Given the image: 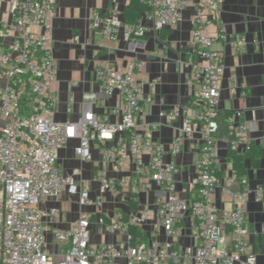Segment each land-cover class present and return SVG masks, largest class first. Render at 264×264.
Returning <instances> with one entry per match:
<instances>
[{"label": "built area", "instance_id": "built-area-1", "mask_svg": "<svg viewBox=\"0 0 264 264\" xmlns=\"http://www.w3.org/2000/svg\"><path fill=\"white\" fill-rule=\"evenodd\" d=\"M144 1L148 10L141 19L125 24L127 38L175 29L185 11L193 13L190 45L198 57L189 61L187 85L196 113L195 118L183 116L171 151L179 152L182 138L199 134L195 176L188 183L195 197L185 199L179 194L178 168L165 161L167 147L154 139L161 124L137 121L143 103L152 101L144 96L134 74L144 62L132 61L123 71L98 63L99 91L83 95L77 120L57 121L58 98L51 93L57 80L51 44L55 0H9L11 22L5 29L0 27V264H259L245 219L247 178H238L231 169L223 187L228 206L219 208L214 201L220 184L218 103L225 71L220 47L238 51L245 39L233 38L223 25L226 0ZM90 24L99 34L113 36L122 23L116 13L92 11ZM211 26L216 30L211 31ZM112 96L117 104L108 107L106 100ZM181 113L176 105L161 115L171 123ZM224 126L227 152L244 153L256 141L264 148V137L258 141L253 136L258 122L246 119L241 110L230 112ZM70 140L77 141L73 151L82 162L93 161L94 142L104 143L99 149L103 165L91 178L85 177L82 165L66 173L59 169V151ZM107 165L128 174L110 176ZM150 183L157 187L154 210L115 216L103 209L109 198L117 201L123 194L138 201ZM63 195L81 209L67 227L56 225L61 214L56 202ZM92 217L101 234L120 238L93 243ZM185 217L191 243L178 248L176 225ZM146 223L161 229L167 239L134 242L131 229Z\"/></svg>", "mask_w": 264, "mask_h": 264}, {"label": "crops", "instance_id": "crops-1", "mask_svg": "<svg viewBox=\"0 0 264 264\" xmlns=\"http://www.w3.org/2000/svg\"><path fill=\"white\" fill-rule=\"evenodd\" d=\"M127 3L128 0H117L115 4L110 0H55L51 17V44L57 66V80L51 91L58 98L55 119L60 122L74 121L81 116L83 95L99 91L95 78V67L98 63H108L123 71L128 63L143 61L144 66L135 69L134 74L142 83L144 96L150 97L152 101L143 103L137 121L161 124L154 132V139L167 147L165 161L174 163L178 168L175 178L179 184L180 196L193 199L196 194L188 189V183L195 176L194 163L200 145L199 134L195 132L189 137L182 138L179 152L173 154L171 151L172 141L179 132L183 116L195 118L196 113V106L192 103L187 85L191 71L189 61H195L198 57L190 45L193 13L191 10L185 11L175 29H164L158 33H147L143 37L127 38L124 34L125 23L122 14ZM92 11L103 14L116 13L122 23L118 32L113 36H103L95 31L90 24ZM221 19L227 33L233 38L243 37L245 44L238 51L227 45L219 46L223 51L225 71L220 87L218 120L222 123L223 118L230 112L241 110L246 119H255L258 122V130L253 136L259 141L264 137V0H226L221 11ZM10 22L9 0H0V27L5 29ZM143 22L146 25L150 23ZM210 30H216V26H211ZM231 87H235L234 92L231 91ZM94 104L97 111L102 110L98 101ZM105 104L108 107L115 106L116 96L108 98ZM176 105L182 108V113L169 123L161 113L168 112ZM111 120L114 121L116 118L112 117ZM117 140L118 138L115 139ZM76 144V140H70L66 147L59 151V169L66 173L71 167L82 165L85 177L91 178L103 165L99 149L104 143L92 144L93 161L90 162H82L74 154L73 147ZM254 145L261 149V162L254 168L250 166L248 159L245 161L247 169L245 177L250 189L246 198L245 219L249 240L257 254L258 263L264 264V148L257 141ZM217 146L220 184L214 201L219 208H223L228 206L223 187L232 164L227 159L224 135L218 136ZM106 168L110 176L121 177L128 174L127 170L115 171L108 165ZM155 190L156 185L150 183L139 197L137 210L142 208L154 210ZM56 204L61 209L56 223L59 227H67L78 217L81 210L78 204L69 201L66 195H63ZM130 204V197L123 194L117 201L109 198L103 209L110 215L126 216L135 212L130 208ZM91 219L93 243L110 242L120 238L119 235L101 234L96 217ZM188 221V217H185L176 225L175 246L178 248L191 243ZM135 229L134 242H149L150 239L163 242L167 239L164 232L154 228L151 223ZM48 239H52L51 234L48 235Z\"/></svg>", "mask_w": 264, "mask_h": 264}, {"label": "trees", "instance_id": "trees-1", "mask_svg": "<svg viewBox=\"0 0 264 264\" xmlns=\"http://www.w3.org/2000/svg\"><path fill=\"white\" fill-rule=\"evenodd\" d=\"M148 10L147 2L144 0H128V3L125 5L123 9V21L125 24H134L139 21L143 15V13ZM163 37L165 34L162 35ZM2 38L0 37V45H1ZM226 116L223 118V122L221 124V128L218 132V136L224 135L227 136V132L224 126V120ZM261 149L258 146H251L244 153H235L232 151L227 152V159L230 160L232 164V169L236 172L238 178L245 177L247 173V169L245 166V161L248 159V162L251 167H258L261 162ZM130 208L133 211L137 210L138 201L133 197L130 196ZM131 233L135 236L136 229L132 228ZM172 264V263H169Z\"/></svg>", "mask_w": 264, "mask_h": 264}, {"label": "rangeland", "instance_id": "rangeland-1", "mask_svg": "<svg viewBox=\"0 0 264 264\" xmlns=\"http://www.w3.org/2000/svg\"><path fill=\"white\" fill-rule=\"evenodd\" d=\"M75 159H77V157H75ZM61 168V167H60Z\"/></svg>", "mask_w": 264, "mask_h": 264}]
</instances>
